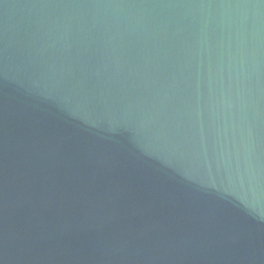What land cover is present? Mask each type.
<instances>
[{
    "label": "water",
    "instance_id": "1",
    "mask_svg": "<svg viewBox=\"0 0 264 264\" xmlns=\"http://www.w3.org/2000/svg\"><path fill=\"white\" fill-rule=\"evenodd\" d=\"M0 264H264V0H0Z\"/></svg>",
    "mask_w": 264,
    "mask_h": 264
}]
</instances>
